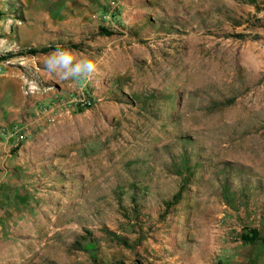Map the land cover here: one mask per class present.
<instances>
[{"label": "rangeland", "instance_id": "obj_1", "mask_svg": "<svg viewBox=\"0 0 264 264\" xmlns=\"http://www.w3.org/2000/svg\"><path fill=\"white\" fill-rule=\"evenodd\" d=\"M5 6L34 11L35 47L100 70L61 80L44 70L53 50L4 66L28 104L0 134L30 133L0 135V264H264V0Z\"/></svg>", "mask_w": 264, "mask_h": 264}, {"label": "crops", "instance_id": "obj_2", "mask_svg": "<svg viewBox=\"0 0 264 264\" xmlns=\"http://www.w3.org/2000/svg\"><path fill=\"white\" fill-rule=\"evenodd\" d=\"M19 1L24 2L25 0ZM32 14L34 11L7 10L5 0H0V55L7 52L14 53L22 46L35 47V42L41 36H38L36 27H31L33 22L27 21ZM34 17L36 16L34 15ZM57 33L60 31L54 34ZM53 37L56 38V35ZM19 85L17 73L11 68H3L0 73V124L21 123L26 119L23 107H27L28 100L21 95ZM28 99L33 101L32 97ZM29 133L30 131H27V134ZM3 148V143H0V149Z\"/></svg>", "mask_w": 264, "mask_h": 264}, {"label": "clouds", "instance_id": "obj_3", "mask_svg": "<svg viewBox=\"0 0 264 264\" xmlns=\"http://www.w3.org/2000/svg\"><path fill=\"white\" fill-rule=\"evenodd\" d=\"M44 70L61 80L92 82L100 70V61L80 50L57 47L48 53Z\"/></svg>", "mask_w": 264, "mask_h": 264}, {"label": "trees", "instance_id": "obj_4", "mask_svg": "<svg viewBox=\"0 0 264 264\" xmlns=\"http://www.w3.org/2000/svg\"><path fill=\"white\" fill-rule=\"evenodd\" d=\"M98 32L100 34H107V35L111 34L107 29H104V28H99ZM51 50H55V47H52V46L31 47V48H28L26 50L16 51L14 53L7 52V53H4V54L0 55V61L10 60L11 58H15V57L35 56L37 54H46V53L50 52ZM189 170H191V169H189L187 167L186 160L182 159V161L180 163V166H179V170L176 171V174L178 176H182V175L185 174V176H182V179H181L182 180L181 188L182 187L184 188V185L187 183V181L189 179L188 175L186 174V172L189 173ZM182 190H180L175 196H173V199L170 201L169 206H171V204L176 203L177 201H179L180 194H181ZM250 233H251V235L242 236L243 240L245 242H249V243L256 242L259 239L258 231L256 229H252V230H250Z\"/></svg>", "mask_w": 264, "mask_h": 264}, {"label": "built area", "instance_id": "obj_5", "mask_svg": "<svg viewBox=\"0 0 264 264\" xmlns=\"http://www.w3.org/2000/svg\"><path fill=\"white\" fill-rule=\"evenodd\" d=\"M9 63V60L0 61V73L2 72L5 65ZM37 90V84L33 80H26L24 83V94L25 95H31L35 93ZM76 104L80 107H87L90 106L91 101L88 98L85 97H78V99L75 101ZM4 136L14 137L17 143H22L24 140H26L27 132L23 129V127L19 125H13L9 130L4 132L1 130V134Z\"/></svg>", "mask_w": 264, "mask_h": 264}]
</instances>
